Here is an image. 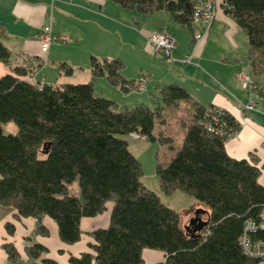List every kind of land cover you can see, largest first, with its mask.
Returning <instances> with one entry per match:
<instances>
[{
  "label": "trees",
  "instance_id": "16d2710c",
  "mask_svg": "<svg viewBox=\"0 0 264 264\" xmlns=\"http://www.w3.org/2000/svg\"><path fill=\"white\" fill-rule=\"evenodd\" d=\"M108 1L143 15L166 10L182 27L194 24L196 0ZM217 3L246 35L253 66H264V0ZM2 37L0 26V63L8 67L12 56ZM22 64L0 76V205L15 210L17 218H34L41 234L48 233L41 219L51 218L67 244L81 238V218L102 214L108 203L112 207L109 225L91 233L90 252L71 256L69 264H145L144 249L162 252L161 264H260L245 256L240 245L247 220L258 222L264 207L260 171L247 159L228 156L226 136L198 123L206 108L181 86L164 85L153 107L117 106L94 95V82L104 78L122 93L138 90L135 81L140 75L126 79L119 58L91 56V80L42 88L25 78ZM57 65L65 75L72 74L66 62ZM182 101L193 108L191 120L183 125L184 138L176 148L169 146L173 153L167 161L159 160L156 152L154 172L163 193H184L207 208L202 213L206 226L196 233L180 226V215L141 182L143 166L124 139L136 133L152 144H171L173 139L154 126L164 124L166 113ZM223 113L234 135L239 127ZM10 123L16 129L7 133ZM6 231L13 235L14 225L6 224ZM257 234L252 238L264 240V231ZM2 249L6 264H21L13 244L5 243ZM25 251L38 259L45 248L38 243ZM40 264L56 263L43 259Z\"/></svg>",
  "mask_w": 264,
  "mask_h": 264
},
{
  "label": "crops",
  "instance_id": "0c3cea01",
  "mask_svg": "<svg viewBox=\"0 0 264 264\" xmlns=\"http://www.w3.org/2000/svg\"><path fill=\"white\" fill-rule=\"evenodd\" d=\"M215 14L209 24L200 21L191 24V27H182L174 22L166 10L143 15L135 10H125L108 0H0V26L5 32L1 41L14 59L11 66L35 58L34 64H43L35 76L36 81L52 85L86 83L91 80V56L119 58L124 67L129 55L136 58V74L128 76L124 69L122 74L128 80L146 74L149 81L145 91L122 93L104 78H97L94 95L110 99L117 106L144 103L153 107L160 88L177 84L203 108H222L239 127L232 139L225 142L228 156L237 160L247 159L258 167L259 182L264 187V66H253L247 37L234 19L225 14L221 7L217 8ZM48 25L54 32L66 34L68 41L64 44L52 43L49 50L42 53L40 32ZM161 30L174 40L172 62L150 50V35ZM63 61L73 68L70 76L62 73L57 65ZM11 66L0 63V76L12 72ZM76 69H81L83 75ZM240 72L248 73L255 79V91L251 93L240 87ZM248 98L257 105L251 112L242 108ZM117 100L123 102L117 103ZM187 106L188 113H191L192 105L188 103ZM168 118L164 124L155 123L154 128L170 137L165 127ZM187 123H180L183 129L180 140L184 138L183 125ZM142 141L149 142L147 139ZM132 148L138 149L136 145ZM133 149L129 147L135 156ZM106 207L102 214L81 218V238L67 244L59 237L57 224L51 218L41 219V224L48 232L41 234L36 232L37 221L34 218H17L15 210L0 205V264L7 263L6 253L2 249L5 243L14 245L21 264H40L43 259H50L56 264H69L71 256L78 257L83 252H90V245L94 242L91 233L95 229L109 225L112 207L110 203ZM196 209L207 210L195 203L188 220ZM205 218L206 214H202V220ZM8 223L14 225L13 235L6 231ZM38 243L45 248V252L38 259L29 258L26 247ZM142 258L145 264L164 262V254L151 249H144Z\"/></svg>",
  "mask_w": 264,
  "mask_h": 264
},
{
  "label": "built area",
  "instance_id": "2783aa9c",
  "mask_svg": "<svg viewBox=\"0 0 264 264\" xmlns=\"http://www.w3.org/2000/svg\"><path fill=\"white\" fill-rule=\"evenodd\" d=\"M194 8L192 12V22L207 21L208 24L215 18L216 9L218 8L217 0H196L194 3ZM40 49L42 53H46L52 43H65L68 41V36L66 34H59L53 31L51 25L44 26L40 32ZM150 50L163 56L166 61L172 62V52L174 47V40L169 36L166 31L154 32L149 37ZM22 66L25 68L26 75L25 78L29 82L38 83L39 88H42L44 84L49 83L37 82L36 74L38 73V66L34 63L24 62ZM239 85L243 90L248 92L255 91L257 89V83L248 73L240 72L238 75ZM148 77L146 74L142 73L135 81L137 89L139 91H145L148 83ZM248 102L243 105V110L253 111L256 109V102L248 98ZM203 118L198 120L199 124L204 125V127L210 132H214L219 136H226L227 140L232 139L234 136L232 128H229L226 121L222 118L224 113L222 108L209 107L206 108L203 113ZM133 137H142L136 133L130 135ZM245 233L240 236V245L242 247L245 256H250L253 259L261 260L264 262V240L261 238H252L258 235V231H264V207L261 210L258 218V222L247 220L245 225ZM250 233V234H249ZM256 234V235H255Z\"/></svg>",
  "mask_w": 264,
  "mask_h": 264
},
{
  "label": "rangeland",
  "instance_id": "374dc122",
  "mask_svg": "<svg viewBox=\"0 0 264 264\" xmlns=\"http://www.w3.org/2000/svg\"><path fill=\"white\" fill-rule=\"evenodd\" d=\"M212 22V21H211ZM210 22V23H211ZM164 31V30H161ZM160 31V32H161ZM64 44V43H63ZM60 51L63 50V48H59ZM14 61V59H11V61ZM136 58H132V56L129 55L128 59H126L125 67H124V72L130 76L135 75L136 72V65L137 62L135 61ZM11 62L10 65H12L14 62ZM42 62V61H41ZM34 65L38 66V71L42 67L43 64H38L35 63ZM80 73V75H83L80 70L76 69ZM242 88V87H241ZM247 91V90H246ZM136 94V93H134ZM138 95V94H136ZM118 101V100H117ZM123 101H118L117 103H120ZM127 102V101H126ZM187 103V104H185ZM188 103L189 102H181L180 103V108L176 110L175 112H168V122L165 127H167V132L170 134V138L173 139L171 144H165V145H159V144H152L150 142L142 141L145 139V137H125V140L128 141L129 147H131V150L133 149V145H136L138 149H133L135 153V157L141 161V164L143 165V176L141 178V182L147 186L149 189H151L155 194H158L160 197L161 201L166 204L168 207L173 208L179 215H180V226L183 228L185 227L184 222L189 221V213H191L195 203L197 201L188 195H185L184 193L181 192H172L170 194H165L162 192L160 188V183L158 182V177L156 173L154 172L155 168V161L154 157L157 152L158 159L165 162L169 158V156L173 153L172 150L169 149V146H172L173 148L177 147L181 143V130L182 126H180L181 121H184L185 123L189 122L192 117V112L188 113ZM123 104V103H122ZM191 109V108H190ZM193 111V110H192ZM16 129V126L14 123H10L5 131L7 133L14 132ZM233 131V130H232ZM167 134V135H168ZM166 136V135H165ZM74 189L77 188L76 184L73 185ZM188 223V222H186ZM262 262V261H261ZM264 263V262H263Z\"/></svg>",
  "mask_w": 264,
  "mask_h": 264
},
{
  "label": "water",
  "instance_id": "95a60500",
  "mask_svg": "<svg viewBox=\"0 0 264 264\" xmlns=\"http://www.w3.org/2000/svg\"><path fill=\"white\" fill-rule=\"evenodd\" d=\"M202 213H204L203 209H196L184 229L193 233L201 231L206 226V221L201 218Z\"/></svg>",
  "mask_w": 264,
  "mask_h": 264
}]
</instances>
